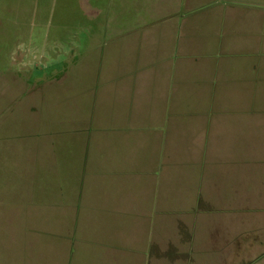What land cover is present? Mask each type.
Listing matches in <instances>:
<instances>
[{
	"label": "crops",
	"instance_id": "crops-1",
	"mask_svg": "<svg viewBox=\"0 0 264 264\" xmlns=\"http://www.w3.org/2000/svg\"><path fill=\"white\" fill-rule=\"evenodd\" d=\"M120 1L60 161L39 132L0 138L29 189L0 199V264L264 260V0Z\"/></svg>",
	"mask_w": 264,
	"mask_h": 264
},
{
	"label": "rangeland",
	"instance_id": "rangeland-1",
	"mask_svg": "<svg viewBox=\"0 0 264 264\" xmlns=\"http://www.w3.org/2000/svg\"><path fill=\"white\" fill-rule=\"evenodd\" d=\"M115 3L0 0V138L12 140L7 146L19 147L13 140H31V132L36 131L50 139L54 157L60 161L62 111L67 99L76 109L77 63H108L109 20L114 12L118 17L124 14L125 6L121 1ZM92 64L84 73L92 70ZM6 162L0 159V199L5 194L15 197L13 193L21 199L29 190H23L25 179L6 172ZM40 173L32 177L38 187L33 191H42L46 185V172ZM247 264H264V260Z\"/></svg>",
	"mask_w": 264,
	"mask_h": 264
}]
</instances>
